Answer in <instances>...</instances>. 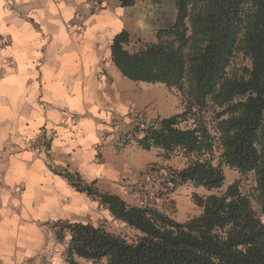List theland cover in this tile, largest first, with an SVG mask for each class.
Wrapping results in <instances>:
<instances>
[{
	"label": "trees",
	"instance_id": "16d2710c",
	"mask_svg": "<svg viewBox=\"0 0 264 264\" xmlns=\"http://www.w3.org/2000/svg\"><path fill=\"white\" fill-rule=\"evenodd\" d=\"M120 2L127 7L135 0ZM174 2L177 19L157 31V41L138 40L129 49L131 35L123 30L111 45L112 61L124 77L175 87L186 103L183 112L144 124L134 139L146 150L159 147L167 157L178 152L188 159L171 174L175 187L191 182L220 189L223 165L252 173L254 186L246 193L235 180L222 193L195 192L201 214L181 222L63 171L79 191L140 232L130 241L103 225L58 223L59 239L70 234L69 264H79L75 257L93 264H264V0ZM237 55L248 63L231 74ZM210 107L214 126L202 115Z\"/></svg>",
	"mask_w": 264,
	"mask_h": 264
},
{
	"label": "crops",
	"instance_id": "0c3cea01",
	"mask_svg": "<svg viewBox=\"0 0 264 264\" xmlns=\"http://www.w3.org/2000/svg\"><path fill=\"white\" fill-rule=\"evenodd\" d=\"M94 1L0 0V264H69L58 223L116 219L63 171L134 202L118 186L135 148L101 141L110 108L127 104L111 45L123 30L155 42L159 25L146 34L120 0ZM124 164L137 180L143 166Z\"/></svg>",
	"mask_w": 264,
	"mask_h": 264
},
{
	"label": "rangeland",
	"instance_id": "374dc122",
	"mask_svg": "<svg viewBox=\"0 0 264 264\" xmlns=\"http://www.w3.org/2000/svg\"><path fill=\"white\" fill-rule=\"evenodd\" d=\"M127 11L135 14L136 22H140L139 24L146 34L148 24L159 25L156 29L158 31L161 28L171 26L176 21L178 14L174 0H135L134 5L128 6ZM155 41H157V37ZM137 42L138 39L133 40L128 48L134 49ZM247 63L248 61L242 55H237L230 66V73L238 72L240 67ZM118 78H122V83L125 84L126 108L118 109L114 106L110 108L101 141L102 143L106 142L107 145L110 144L116 152H122L123 148L130 146L135 148L129 155L122 157L123 159L120 161V168L123 169L124 177L120 187L118 186L120 191L127 195L126 197L134 201L133 205L149 204L166 212L174 219L184 222L201 214V208L193 200L195 192L201 195H207L211 192L222 193L229 184L239 180L242 190L250 193L254 186L253 174L239 173L227 165L222 166L226 178L223 187L220 189L209 191L205 187H197L191 182H179L175 187L174 183L171 182V174L176 170L185 168L188 159L178 152L167 157L159 147L146 150L134 138L139 134L138 129L142 128L144 124L183 112L186 107L185 99L177 88L164 83L135 81L124 77L120 71ZM214 110V107H210L202 112L210 126L215 125ZM115 151L113 155L116 154ZM213 156L215 163H218V147L214 149ZM124 162L130 163L133 168L139 165L143 166L137 174V180L133 181L132 177L127 175L129 171ZM111 193L115 194L113 191ZM254 205L261 215L259 206L256 203ZM261 218L264 222V215H261ZM109 222L106 226L108 231L120 234L130 241L135 240L140 235L138 230L121 220L111 219ZM57 237H55L56 241ZM53 239L50 240V245H53ZM66 256L68 257V253ZM75 258L79 264H93L83 258Z\"/></svg>",
	"mask_w": 264,
	"mask_h": 264
},
{
	"label": "built area",
	"instance_id": "2783aa9c",
	"mask_svg": "<svg viewBox=\"0 0 264 264\" xmlns=\"http://www.w3.org/2000/svg\"><path fill=\"white\" fill-rule=\"evenodd\" d=\"M94 2H95L94 6H95L96 10H101V9L105 8V6H106V0H95Z\"/></svg>",
	"mask_w": 264,
	"mask_h": 264
}]
</instances>
